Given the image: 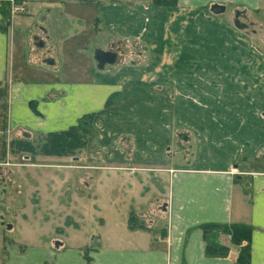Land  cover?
<instances>
[{"label":"rangeland","instance_id":"1","mask_svg":"<svg viewBox=\"0 0 264 264\" xmlns=\"http://www.w3.org/2000/svg\"><path fill=\"white\" fill-rule=\"evenodd\" d=\"M129 1L145 10L146 23L128 40L102 46L116 54V62L105 68L126 72L112 73L122 77L126 101L145 103L148 117L162 113L161 132L144 129L166 141L164 161L188 167L225 154L244 173L264 174V0L249 10L225 5L220 14L211 12V4L173 10L176 0ZM90 76L34 73L32 80L86 81ZM121 97L115 94L109 102L117 104ZM88 122L85 145L62 156L40 152L47 133L20 134L17 140L35 150L21 151L13 137L3 143L2 129L0 244L45 243L53 236L68 246L108 245L111 237L121 242L123 223L140 209L139 190L154 184V175L102 170L87 176L82 171L106 166L101 154L114 142L131 150L130 132L139 134L143 127ZM80 178L90 187L80 186Z\"/></svg>","mask_w":264,"mask_h":264},{"label":"crops","instance_id":"2","mask_svg":"<svg viewBox=\"0 0 264 264\" xmlns=\"http://www.w3.org/2000/svg\"><path fill=\"white\" fill-rule=\"evenodd\" d=\"M17 2L23 10L11 17L8 0H0L3 143L9 137L17 140L20 134L28 138L35 133L66 130L85 115H92L95 124L143 127L139 134L130 132L131 150L117 148L114 142L101 154L106 166L82 174L89 176V172L102 170L129 175L150 173L154 184L140 188V209L123 223L121 242L111 237L110 244L92 248L68 246L57 236L45 243L6 245L1 241L0 264H238L239 251L247 244L249 264H264V174L244 173L233 165L235 159L225 154L195 166L168 164L164 161L166 141L159 134L147 135L144 129L154 126V132H161L162 113L155 111L148 117L145 103L126 101L129 91L122 77L112 74L126 72L110 66L100 69L94 60V51L102 50L103 45L124 42L138 32L146 23L145 10L129 0ZM259 2L176 0L171 9L220 4L249 10L258 8ZM86 29L91 30L88 35H84ZM34 73L91 76L86 81L57 82L48 78L32 80ZM115 94L122 96L121 101L107 105ZM88 179L90 183L93 178ZM79 180L80 186L90 187L83 178ZM82 187L77 189L79 195H83ZM208 224L250 227L249 242L235 245L229 234L218 230L205 237L202 226ZM207 242L227 247V255L208 256Z\"/></svg>","mask_w":264,"mask_h":264},{"label":"trees","instance_id":"3","mask_svg":"<svg viewBox=\"0 0 264 264\" xmlns=\"http://www.w3.org/2000/svg\"><path fill=\"white\" fill-rule=\"evenodd\" d=\"M110 104L109 100L106 103ZM93 118L92 115H85L74 126L68 127L66 130L58 132H49L46 135L45 143L42 145L40 152L43 155L62 156L71 153L74 149L82 148L86 143V135L89 133V122ZM17 150L35 151L34 147L28 142L20 140L15 141ZM204 236L208 232L218 230L229 234L231 242L240 245L242 242H249L251 229L247 226H220L208 224L202 226ZM206 237V236H205ZM228 248L218 244H206V254L210 257H224L227 255ZM250 249L249 245L241 247L237 257L238 264H249Z\"/></svg>","mask_w":264,"mask_h":264},{"label":"water","instance_id":"4","mask_svg":"<svg viewBox=\"0 0 264 264\" xmlns=\"http://www.w3.org/2000/svg\"><path fill=\"white\" fill-rule=\"evenodd\" d=\"M210 10L214 14H220L224 12L225 7L220 4H213L211 5ZM94 60L101 69L107 64L113 65L116 62V54L111 51L96 50L94 51Z\"/></svg>","mask_w":264,"mask_h":264},{"label":"built area","instance_id":"5","mask_svg":"<svg viewBox=\"0 0 264 264\" xmlns=\"http://www.w3.org/2000/svg\"><path fill=\"white\" fill-rule=\"evenodd\" d=\"M10 6L12 8V13L14 14L23 10L22 6L18 4L17 0H10Z\"/></svg>","mask_w":264,"mask_h":264}]
</instances>
